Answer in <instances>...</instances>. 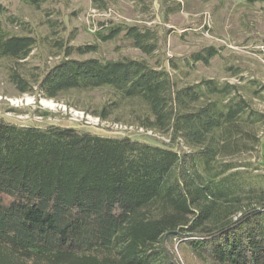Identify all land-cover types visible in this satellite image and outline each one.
Listing matches in <instances>:
<instances>
[{
	"label": "trees",
	"instance_id": "16d2710c",
	"mask_svg": "<svg viewBox=\"0 0 264 264\" xmlns=\"http://www.w3.org/2000/svg\"><path fill=\"white\" fill-rule=\"evenodd\" d=\"M5 12L0 4V61L24 63L36 39L7 35ZM97 34L103 42L122 35L147 56L158 49L147 27L117 25ZM95 50L67 47L32 81L10 67L8 81L19 94L35 89L51 100L111 88L121 100L140 101L138 125L171 145L0 121V264H180L175 239L202 264H264V191L245 197L243 165L233 161L256 152L255 126H264V113L234 84L177 87L159 63L70 58ZM205 53L193 61L207 64L217 54ZM206 94L220 99L199 105ZM115 104L97 116L108 119Z\"/></svg>",
	"mask_w": 264,
	"mask_h": 264
},
{
	"label": "rangeland",
	"instance_id": "374dc122",
	"mask_svg": "<svg viewBox=\"0 0 264 264\" xmlns=\"http://www.w3.org/2000/svg\"><path fill=\"white\" fill-rule=\"evenodd\" d=\"M0 4L6 9L2 30L7 35L36 39L26 62L16 65L0 61V121L19 127L75 128L103 137H130L159 144L116 128L138 126L137 119L144 115L145 108L138 100H121L111 88L70 91L51 100L36 94L35 89L34 93L19 94L8 81L10 67L32 81L64 58L67 47L90 45L96 46L94 52L74 53L70 58L128 57L146 60L152 66L159 63L177 87L208 80L218 86L234 84L238 95L254 111L264 113V0H0ZM117 25L149 28L157 37L158 49L147 56L122 35L107 42L98 38V32L105 34ZM208 48L217 54L207 64L193 61L194 54L204 55ZM207 99L220 98L206 94L199 105ZM114 103L117 108L108 119L97 116L103 106ZM255 132L259 138L256 152L233 160L243 165L242 194L250 198L264 191L259 150L264 138L262 123L255 126ZM151 213L157 216L159 209L153 208ZM180 241L175 239L171 245L180 264H202L187 249L179 248ZM98 256L112 257L115 253L100 251Z\"/></svg>",
	"mask_w": 264,
	"mask_h": 264
},
{
	"label": "built area",
	"instance_id": "2783aa9c",
	"mask_svg": "<svg viewBox=\"0 0 264 264\" xmlns=\"http://www.w3.org/2000/svg\"><path fill=\"white\" fill-rule=\"evenodd\" d=\"M98 121V119H97ZM117 129L123 131V132H127V133H130V132H134L136 134H140V135H144L146 137H149V138H152V139H155L157 140L158 142H161L165 145H171V142H170V139L169 137L167 136H164V135H161L153 130H149V129H145L141 126H119V127H116ZM179 144L181 145V147L186 150V148L184 146H182L181 142H179Z\"/></svg>",
	"mask_w": 264,
	"mask_h": 264
},
{
	"label": "crops",
	"instance_id": "0c3cea01",
	"mask_svg": "<svg viewBox=\"0 0 264 264\" xmlns=\"http://www.w3.org/2000/svg\"><path fill=\"white\" fill-rule=\"evenodd\" d=\"M259 150H260V164L261 167L264 168V138L261 139Z\"/></svg>",
	"mask_w": 264,
	"mask_h": 264
}]
</instances>
